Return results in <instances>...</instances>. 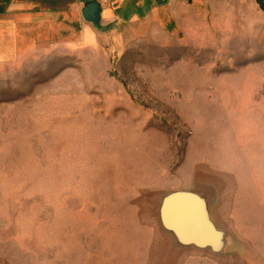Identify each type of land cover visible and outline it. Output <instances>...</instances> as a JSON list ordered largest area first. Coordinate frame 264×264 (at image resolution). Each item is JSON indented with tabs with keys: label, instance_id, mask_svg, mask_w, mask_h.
<instances>
[{
	"label": "rangeland",
	"instance_id": "obj_1",
	"mask_svg": "<svg viewBox=\"0 0 264 264\" xmlns=\"http://www.w3.org/2000/svg\"><path fill=\"white\" fill-rule=\"evenodd\" d=\"M51 13L66 35L0 59V264H264V0H0ZM186 189L223 253L160 229Z\"/></svg>",
	"mask_w": 264,
	"mask_h": 264
},
{
	"label": "water",
	"instance_id": "obj_2",
	"mask_svg": "<svg viewBox=\"0 0 264 264\" xmlns=\"http://www.w3.org/2000/svg\"><path fill=\"white\" fill-rule=\"evenodd\" d=\"M81 17L92 28L102 33L110 31L112 25L102 26L101 7L96 1L87 4ZM210 198L197 189L173 190L164 193L157 209V219L162 232L171 237L180 248L223 253L228 235L217 227L211 217Z\"/></svg>",
	"mask_w": 264,
	"mask_h": 264
},
{
	"label": "crops",
	"instance_id": "obj_3",
	"mask_svg": "<svg viewBox=\"0 0 264 264\" xmlns=\"http://www.w3.org/2000/svg\"><path fill=\"white\" fill-rule=\"evenodd\" d=\"M67 15V13L26 14V16H19L20 23L14 22L11 26L9 21L0 18V59L8 57L11 51V40L15 43L18 50L19 44H21V50L24 53L28 50L38 49V43L41 40L50 41L55 35H66L67 31L65 29L61 32L57 29L61 30L63 25H65L64 19Z\"/></svg>",
	"mask_w": 264,
	"mask_h": 264
}]
</instances>
